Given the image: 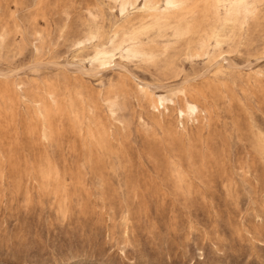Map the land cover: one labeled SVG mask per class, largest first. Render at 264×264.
Returning <instances> with one entry per match:
<instances>
[{"label": "rangeland", "instance_id": "1", "mask_svg": "<svg viewBox=\"0 0 264 264\" xmlns=\"http://www.w3.org/2000/svg\"><path fill=\"white\" fill-rule=\"evenodd\" d=\"M0 264H264V0H0Z\"/></svg>", "mask_w": 264, "mask_h": 264}, {"label": "bare ground", "instance_id": "2", "mask_svg": "<svg viewBox=\"0 0 264 264\" xmlns=\"http://www.w3.org/2000/svg\"><path fill=\"white\" fill-rule=\"evenodd\" d=\"M238 4H241L243 0H236ZM96 62L98 63V66H107V64L110 63V58L108 57V53L106 52H97L96 54ZM96 63V64H97ZM109 66V65H108ZM99 70V69H98ZM100 70H102L100 68ZM151 88V87H150ZM190 112L194 113L197 112V107L195 105H190L189 107ZM182 114V113H181ZM195 116V115H194ZM196 117V116H195Z\"/></svg>", "mask_w": 264, "mask_h": 264}]
</instances>
